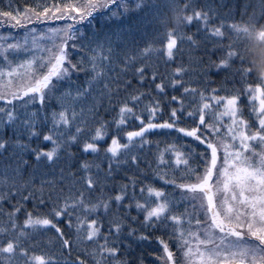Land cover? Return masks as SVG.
Returning <instances> with one entry per match:
<instances>
[{"label":"snow or ice","instance_id":"6c2138e0","mask_svg":"<svg viewBox=\"0 0 264 264\" xmlns=\"http://www.w3.org/2000/svg\"><path fill=\"white\" fill-rule=\"evenodd\" d=\"M0 29V264H264V0H0Z\"/></svg>","mask_w":264,"mask_h":264},{"label":"trees","instance_id":"16d2710c","mask_svg":"<svg viewBox=\"0 0 264 264\" xmlns=\"http://www.w3.org/2000/svg\"><path fill=\"white\" fill-rule=\"evenodd\" d=\"M2 31H4V30L0 29V32H2ZM261 43H264V41L257 40L254 36L248 37L246 39V41H245V54L249 60L252 58H264V48H262L260 46ZM152 62L153 63H159L161 73L169 71L170 68L172 66H174V65H170L169 68L166 69L163 60L155 54H153ZM106 118H110V117H106ZM104 146L106 147V144ZM86 158L91 160L92 156L88 155ZM5 207H7V206H5ZM28 207L30 208L31 206L28 205ZM132 211H133V214H135V209H133ZM22 219H23V217L21 216V220ZM60 227L66 229V225H64V224H60ZM53 235H54V230L48 232L46 234V236L37 237V239L41 241V244L37 248V253H39L41 250H43L45 252L53 250L52 245H50L48 243V239L50 237H52Z\"/></svg>","mask_w":264,"mask_h":264},{"label":"clouds","instance_id":"9594fccd","mask_svg":"<svg viewBox=\"0 0 264 264\" xmlns=\"http://www.w3.org/2000/svg\"><path fill=\"white\" fill-rule=\"evenodd\" d=\"M262 48H264V43H261L260 45ZM253 69L256 73V75L261 79L264 80V58H252L250 59Z\"/></svg>","mask_w":264,"mask_h":264}]
</instances>
